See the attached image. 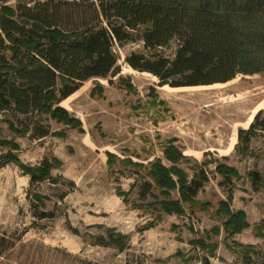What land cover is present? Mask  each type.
Segmentation results:
<instances>
[{"label":"rangeland","instance_id":"rangeland-1","mask_svg":"<svg viewBox=\"0 0 264 264\" xmlns=\"http://www.w3.org/2000/svg\"><path fill=\"white\" fill-rule=\"evenodd\" d=\"M37 1L46 0H0V6ZM177 48L175 41L163 52L173 57ZM116 52V74L86 82L62 104L85 133L38 115L34 123L52 130L43 140L32 133L21 138L0 125V140L20 147L0 146V236L14 244L1 264H264V230L262 235L257 231L264 223V186L255 189L249 177L255 171L264 176V134L249 149L245 144L236 149L239 131L249 130L264 110V74L211 86L161 87L157 77L127 63L133 54L148 55L141 41ZM0 121H12L19 129L31 122L11 113H0ZM61 132L67 137L55 135ZM170 142L187 159L179 169L190 178L204 169L209 178L198 204L187 205L184 216L147 208L154 201L142 197L143 185L150 182L145 170L116 163L111 171L108 166L111 153L145 166L162 159L171 168L161 152ZM8 153L30 167L58 160L61 165L51 173L55 181L32 185L17 165H3ZM219 165L236 169L239 177L225 182ZM152 193L159 196L156 189ZM230 194L231 211L244 212L249 225L233 238L219 213ZM44 213L49 216L42 219ZM122 237L128 238L123 252L115 243ZM198 241L216 245L214 255Z\"/></svg>","mask_w":264,"mask_h":264},{"label":"trees","instance_id":"trees-1","mask_svg":"<svg viewBox=\"0 0 264 264\" xmlns=\"http://www.w3.org/2000/svg\"><path fill=\"white\" fill-rule=\"evenodd\" d=\"M141 41L148 55L133 54L127 63L134 70L149 73L160 80V86L171 88L226 84L238 76L264 74V0H46L19 4L16 8L0 6V113L23 116L31 122L17 128L12 121H0L21 138L43 140L52 135L50 127L34 123L35 115L48 117L63 128L85 133L83 124L62 107L64 101L92 80H107L118 71L116 47ZM178 48L173 57L163 50L173 42ZM264 134V110L249 130L238 134L240 150ZM66 138L65 132L55 134ZM0 146L20 147L0 140ZM164 159L148 166L121 160L108 153L111 171L116 163L145 170L142 197L150 196L147 205L159 213L184 216L187 205L193 208L199 194L209 183L207 172L200 169L190 178L177 165L186 161L173 142L162 147ZM1 160V158H0ZM17 165L30 177L31 184L52 180L58 160L45 159L39 167L25 166L13 153L4 159ZM1 167V166H0ZM140 172V171H139ZM217 173L230 182L239 177L231 167L219 165ZM255 189L264 186L259 172L249 175ZM156 189L159 196L152 190ZM177 193L178 199L173 197ZM118 194L125 196L119 189ZM41 200L39 196H36ZM228 202L220 204V215L227 218L224 227L230 238L249 227L244 212L233 213ZM202 205V206H208ZM49 215L44 213L42 219ZM264 223L257 228L262 235ZM218 234V232H216ZM121 252L128 238L115 240ZM211 255L216 245L196 243ZM8 244L0 236V264ZM205 264H208L206 261Z\"/></svg>","mask_w":264,"mask_h":264},{"label":"bare ground","instance_id":"bare-ground-1","mask_svg":"<svg viewBox=\"0 0 264 264\" xmlns=\"http://www.w3.org/2000/svg\"><path fill=\"white\" fill-rule=\"evenodd\" d=\"M215 88V87H217V85L216 86H212V88ZM172 90H174V91H178V92H180L182 89H172ZM186 90V89H185ZM253 121V118L251 119V122Z\"/></svg>","mask_w":264,"mask_h":264}]
</instances>
